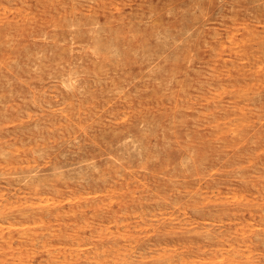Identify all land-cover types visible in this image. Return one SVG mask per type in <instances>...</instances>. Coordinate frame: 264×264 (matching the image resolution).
Instances as JSON below:
<instances>
[{"label":"rangeland","instance_id":"1","mask_svg":"<svg viewBox=\"0 0 264 264\" xmlns=\"http://www.w3.org/2000/svg\"><path fill=\"white\" fill-rule=\"evenodd\" d=\"M0 264H264V0H0Z\"/></svg>","mask_w":264,"mask_h":264}]
</instances>
